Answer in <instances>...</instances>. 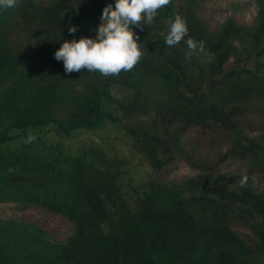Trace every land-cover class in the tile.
I'll list each match as a JSON object with an SVG mask.
<instances>
[{"label": "trees", "instance_id": "1", "mask_svg": "<svg viewBox=\"0 0 264 264\" xmlns=\"http://www.w3.org/2000/svg\"><path fill=\"white\" fill-rule=\"evenodd\" d=\"M200 1L172 0L143 31L134 28L144 58L119 76L89 80L82 90L73 84L86 69L67 74L54 54L65 41L92 38L104 7L115 0H18L0 8V205L40 208L73 227L59 244L35 228L0 221V264H262L264 135L245 132L264 130L249 120L264 111V86L239 68L234 42L245 46L247 58L264 55V0L254 28L227 22L215 34L196 15ZM176 15L187 22L188 36L169 47L165 38ZM69 25L78 29L74 37ZM188 38L203 41L210 55L205 66L190 63ZM235 55L237 67L227 69ZM144 81L157 82L164 99H144ZM113 85L133 90L131 98H114ZM116 112L144 119L126 131L156 174L176 161L198 174L182 186L151 181L132 207L109 168L76 158L63 164L28 142L4 148L13 131L52 126L68 136L105 120L121 122ZM232 159L247 170L218 172Z\"/></svg>", "mask_w": 264, "mask_h": 264}, {"label": "rangeland", "instance_id": "2", "mask_svg": "<svg viewBox=\"0 0 264 264\" xmlns=\"http://www.w3.org/2000/svg\"><path fill=\"white\" fill-rule=\"evenodd\" d=\"M260 11V0H202L196 6L198 19L207 27L211 34H215L227 22H233L244 28L252 29L256 26ZM237 56L242 61L239 68L248 69L256 75L260 85L264 86V55L247 58L245 46L235 41ZM264 47V44H263ZM248 48V47H247ZM189 61L194 66H205L210 61V55L206 51L196 49L190 51ZM236 55L227 63V69L236 68ZM83 77L73 84L76 90H82L83 85L93 78H105L99 72L84 71ZM253 82L254 80L250 78ZM136 86V84H135ZM157 82L144 81L139 90L144 99H164L158 92ZM111 95L120 100H129L133 90L125 89L119 85L110 88ZM113 111V108L110 109ZM121 122L105 120L103 125L92 130L79 129L68 136L59 135L52 126H47L39 131L29 130L26 134L13 131L15 138L6 143L5 149L20 148L22 143L28 142L29 135L36 139L31 142L40 149L44 155H49L67 164L69 159H81L97 165L109 168L118 173V179L122 186V192L133 207L137 198L147 192L149 183L157 181L164 185L182 186L187 179L197 175V171L190 169L182 161H176L156 174L150 166L147 158L137 148L134 140L127 133L126 128L136 125L144 120L138 116L127 119L121 118L118 112L114 114ZM249 120L258 126L264 124V111L250 115ZM262 131H246L250 137L259 138ZM29 143V142H28ZM187 140L182 139V145L186 150L192 151ZM198 156H205L207 152L194 150ZM218 154V153H216ZM215 152L209 154L210 159H215ZM248 165L239 160H228L223 163L218 172L223 174H239L247 170ZM0 221H14L35 228L53 243L63 244L73 233L72 224L60 215L46 212L36 207H24L15 204L4 203L0 205ZM238 232L245 230L237 224H233ZM264 264V259H262Z\"/></svg>", "mask_w": 264, "mask_h": 264}, {"label": "clouds", "instance_id": "3", "mask_svg": "<svg viewBox=\"0 0 264 264\" xmlns=\"http://www.w3.org/2000/svg\"><path fill=\"white\" fill-rule=\"evenodd\" d=\"M17 3L18 0H0V8H12ZM171 3L172 0H115L114 5L109 3L104 7L101 23L92 38L82 37L78 41L73 38L63 42L54 58L58 62L63 61L67 74L87 69L108 77L131 71L144 58L143 44L137 43L140 37L135 34L134 28L143 31V26L151 24L158 11ZM77 31L76 26H68L69 35L74 37ZM187 36V22L176 15L165 44L174 47ZM185 42L190 51L197 48L203 51V41L196 42L188 38ZM35 139L34 135H29L28 142ZM248 179L247 175L240 179L242 188L247 185Z\"/></svg>", "mask_w": 264, "mask_h": 264}]
</instances>
